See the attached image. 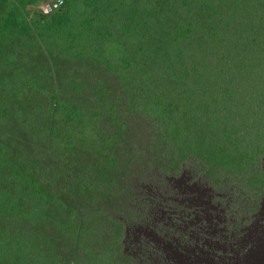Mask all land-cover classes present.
<instances>
[{
	"label": "rangeland",
	"instance_id": "rangeland-1",
	"mask_svg": "<svg viewBox=\"0 0 264 264\" xmlns=\"http://www.w3.org/2000/svg\"><path fill=\"white\" fill-rule=\"evenodd\" d=\"M254 6L258 8V25L262 22L264 27V0H255ZM89 9L87 0H78L74 6H67L56 16L57 26L61 22L67 23L69 27L66 26V30H69L70 24L75 22L81 29L89 25L101 29V25L96 24L93 18H89V22L84 24L87 16L94 15H82L83 11ZM37 13L35 9L32 15ZM9 22L12 23L9 20L6 25ZM16 31L18 29L14 27L4 30L3 38L6 39L10 32L14 34ZM51 32L46 33L34 26L33 30L28 31V38L20 39L33 47L20 46L18 50V53L24 49L30 54L28 57L26 55L25 69L28 71L25 76H18L11 87L14 95L12 101L19 107L17 117L10 123L5 117L0 118V122L5 125L3 134L9 130L14 139L27 140L31 144L36 139L34 145L43 144L44 138L41 131L38 134V124L44 120L40 118L36 122L37 106L42 97L36 94L53 87L52 78L55 77L60 81H56L50 94L61 100V85L72 81L74 91L70 89V92L75 93H64L67 97L64 107L67 110L70 108L76 115L82 112L83 123L80 122L75 130L76 142L71 136V127H67L66 155L63 157L52 152L50 161L55 163L52 169L51 162L39 164L49 174V187L58 182L56 179L63 164L73 166L76 175L67 182L63 181L64 184L69 182L67 188L62 187L60 191L63 198L50 199L46 204L49 210V217L45 218V223L48 221L46 228L33 226L37 246L48 253V260L45 254L42 255L44 261L41 264H119L117 259L129 257V254L122 253L124 246L119 245V249L118 244L112 240L114 230L120 227L125 233L122 239L125 246L139 253L131 264H172V260L183 264L184 255L190 256L193 264H216V248H225L234 256L233 252L244 251L249 254L250 247L254 249L249 255V261L244 264H264V101L251 107L249 111L245 110L248 102L245 97L254 96L257 90L264 93V54L257 61V72L261 79L255 80L252 75L239 74V81L231 88L217 85L220 89H225L227 96H236L231 100L226 98V103L229 101L232 105L230 110H224V107L211 108L204 114L206 120L209 116L212 119L218 118L216 127L198 124L199 129H208L210 140L202 141H206L203 145L209 141L208 151L212 148L207 153H215L224 158L210 157L206 153L197 157L193 151V157L183 164L188 157L185 153L184 160L177 159L181 172L175 175V172L169 171L167 156L159 153L164 150L163 141L153 135L155 127L151 126L150 118L140 112L127 114L128 137L125 141H119L112 156H108L110 151L103 153L101 148L97 157L95 156L93 149L96 146H105L111 140L115 141L117 135L118 138L123 136L126 131L121 124H116L117 106L112 96V100L108 102V107L112 110L108 111L112 129L107 133L99 122V127H95L98 132H91L88 127L92 113L90 110H94L93 103L96 100L92 92L77 93L73 80H87L89 68L85 65V60L88 49L91 51V59H94L107 52V44L110 43L107 39L102 43L99 37L81 35L79 45L82 50L68 51V44L76 40V37L68 35L69 38H65L64 43L59 41L52 44L48 40ZM256 45L261 48L264 37H260ZM33 49L35 50L31 52ZM94 64L97 63L94 61ZM215 65L216 62L212 60L207 63L210 69ZM209 74L210 72L202 73L200 82L212 88L217 97L213 81L205 80ZM230 74L231 72H225L223 80L227 81ZM94 75L92 72V83ZM27 83H34V86L26 87ZM203 85L199 87L202 93ZM117 86L116 80L115 87ZM124 99L125 97L121 100L122 105L125 103ZM193 99L194 96L184 102L185 107L177 108L170 115L179 121L184 114L202 110L205 100H197L193 105ZM209 101L211 102L210 99ZM72 105H78L79 108ZM25 110L27 111L24 112ZM160 120L169 122L170 118L165 116ZM153 122L161 130L160 122L155 118ZM105 127L108 128L107 125ZM193 132L196 137L195 129ZM77 136L82 141L79 142ZM21 140H15L12 144L23 143ZM55 142L50 137L48 144L52 150ZM44 146L47 147V144ZM149 146L160 148L156 151L151 148L150 152ZM75 149L76 156L73 154ZM129 149L139 154L128 156L125 152ZM38 151V157L47 159L44 152ZM40 160L42 159H33V164ZM117 166L120 169L116 175ZM13 177L18 178L16 175ZM0 179V186H12L10 176L0 173ZM19 188L20 186L14 187L11 192L15 195ZM51 194L58 195L59 190L51 189ZM0 225L8 230V235L9 232L16 235L26 228L20 220L14 219H10L8 225L6 219H0ZM143 228H147V231H142Z\"/></svg>",
	"mask_w": 264,
	"mask_h": 264
},
{
	"label": "trees",
	"instance_id": "trees-1",
	"mask_svg": "<svg viewBox=\"0 0 264 264\" xmlns=\"http://www.w3.org/2000/svg\"><path fill=\"white\" fill-rule=\"evenodd\" d=\"M16 1L24 4L27 0ZM251 1L87 0V7L90 9L83 11L82 15L87 16L89 13L94 15L87 16L84 24L89 22V18H93L96 24L101 25V29L92 25L81 29L75 22L70 24L69 30H66V26L69 27V25L63 22L59 27L48 26L47 29L52 31L53 42H56L57 38H69L68 35L76 37V41H79L81 35L100 36L99 38L107 39L106 41L111 45L109 54L112 57H118L133 74V78L124 87H120V93L113 96L117 106L116 124H121L128 134L127 114H135L133 111L136 107L135 104L141 101L144 104L146 101L143 114L150 118L151 126L155 127L153 135L159 141H163L164 150L159 153L167 156L169 171L175 172L177 175L180 165L177 159H183L185 153L188 154L187 158L193 157V151L194 156L200 157L203 153L208 154L212 149L208 151L209 141L205 145L203 144L206 141L202 142L203 139H209L208 129H203V131L198 128V124L204 123L206 127L215 128L218 118L212 119L209 116L206 120L204 117L206 111L221 107H224V110H230L232 106L229 101L226 103V98L231 100L236 95L227 96L224 92L225 89L222 90L217 85L222 84L224 88L229 89L239 81V74L245 76L253 74L258 65L259 56L264 54L263 46L259 48L256 45L259 38L264 37V27L262 22L258 25V8L254 6L255 0L250 5ZM7 2L8 0H0V6L5 7ZM114 9L120 13L112 22V32L109 33L107 19L111 14H115ZM9 20L12 23L9 22L2 28L3 30L18 28L20 24L23 25L25 32L30 30L21 9L13 13L9 12L6 24ZM10 34L12 33L10 32ZM68 46L70 49L73 48V45L68 44ZM78 49L82 50L80 45ZM87 52L91 51L88 49ZM210 60L216 62L212 69L207 67ZM205 72H210L205 80L213 81L217 97H215L212 88L200 82V77ZM225 72H231L227 81L223 80ZM256 74L258 75L257 71ZM141 75L148 80H141L138 83L143 84L136 86ZM255 77V80L261 79L259 76ZM165 81H168L166 85H164ZM202 85L203 93L199 89ZM193 96L192 104L194 105L197 100H205L204 108L196 112H189L187 115L184 114L181 116L182 121H176L170 114L179 107H185L184 102ZM123 97H125L124 105L121 104ZM245 99L248 100L245 110L249 111L251 107L263 103L264 93L257 90L254 96L248 95ZM59 100L58 96L53 95L47 103L50 105L49 109L55 113L52 114L51 128L40 126L38 129L43 132V135L50 132L51 139L56 141L52 147L57 155H61L66 149L65 129L70 126L71 136L74 137L78 124L83 123L82 112L80 115H76L70 108L67 110L64 107V103H67L65 97H61ZM1 105L0 98V108ZM72 106L79 108L78 105ZM131 106L133 110H131ZM68 107L70 106L68 105ZM90 111H92L89 119L90 124L99 121L102 124L113 125L108 116V111L112 112L108 104L106 109ZM213 113H216V110H213ZM3 114L0 110V116ZM44 114L45 118H48L47 113ZM165 115L169 116V122L160 120ZM251 115L254 116L253 113ZM154 118L160 122L161 130L153 122ZM0 128L5 129L2 122H0ZM106 129L107 127L104 128V131ZM139 129L138 127L137 130ZM193 129H195L196 137ZM78 137L82 141L80 136ZM127 137L128 135H123L118 138L117 135L115 141L111 140L102 147L96 146L93 149L95 156L97 157L99 148L103 153L110 151L108 156H112V152L118 148L119 141H124ZM1 138L2 135H0V140ZM1 142L0 171L11 172L19 179L11 175L12 186L9 188L0 186V219H6L7 225L10 219L20 220L26 228L16 235L11 232L8 235V230L0 225V264H41L44 261L42 255L45 254L48 260V253H44V248L37 246L33 226L38 225L42 229L46 228L48 221L45 223V218L49 217L46 204L52 199V196L48 193L50 192L49 177L42 169L37 168L36 164L40 161L33 164L32 153L45 143L43 141V144L40 143L35 149L34 146L24 141L16 143V145L20 144V146H15L16 148ZM148 148L151 152V148L156 151L160 147L149 146ZM218 150L222 152L220 148ZM43 152L48 153L46 150ZM125 153L128 156L139 154L131 149ZM177 155L178 158H176ZM208 155L218 159L224 158H220L215 153ZM91 156L92 154L89 158ZM117 157L116 155V163L118 162ZM61 170L76 175L73 166L68 167L63 164ZM0 180L2 181V179ZM52 185L55 186L57 183ZM19 186V192L14 195L11 192L12 189ZM55 198L63 197L57 195ZM72 227L74 226L72 225ZM250 248L249 254L244 251L233 252L234 256L225 248H216L215 263L244 264L249 261V255L254 249ZM219 261L222 262L219 263ZM191 262L192 258L184 255L183 264H193ZM172 264L178 263L172 260Z\"/></svg>",
	"mask_w": 264,
	"mask_h": 264
},
{
	"label": "clouds",
	"instance_id": "clouds-1",
	"mask_svg": "<svg viewBox=\"0 0 264 264\" xmlns=\"http://www.w3.org/2000/svg\"><path fill=\"white\" fill-rule=\"evenodd\" d=\"M103 1V0H102ZM78 2V0H72L71 2L68 0H27L24 4H20L19 2L17 3L16 0H8L7 4L5 7L0 6V98L2 100V105L0 110L2 111V113H4L1 117H5L8 122L10 123L12 120H14L17 117V103L12 101V98H14V95L11 92V87L14 85L16 78L18 76H25V73L28 71L27 69H25V64L27 63V59H26V55L28 57V55L30 54L27 50H19L20 46H25V47H33L32 44H24L20 39L22 37L28 38V31L25 32L24 27L22 24H20L18 26V31H16L14 34H9L7 36L6 39H4V30L2 29L5 25H6V17L9 16V12L13 13L16 10L21 9L23 11V14L25 16V19L27 20L28 26L30 27V30H33V27L36 26L40 29H42L44 32L48 33L49 30L47 29L48 26H57V22H56V16L61 14L63 12V10L67 7V6H74L76 3ZM105 2V1H104ZM106 3V2H105ZM37 10V14L32 15V12L34 10ZM115 12V14H111L108 18L110 20H108V25H109V33L112 32V22L115 21L117 14L120 13L117 10H113ZM100 37V36H98ZM48 40L49 43L52 44H57L59 41H61L62 43L65 42V39H60L57 38L56 42H53L51 39V34L48 36ZM101 42L104 43L105 39L100 38ZM71 44L73 45V48L70 49L68 48V51H74L76 52L79 48V41H70ZM108 46V51L104 52L100 55H98L96 58L91 59V52H87V59L85 60V65L89 68V73H88V77L87 80L85 82H82L80 79L76 78L73 80V82L75 83V85L77 86V93H83L84 91H87L88 93L92 92L93 93V97L96 100L95 103H93L95 105L94 110H99V108L102 109H106V105L108 104V102H110L112 100V96L117 95L118 93H120V87H124L130 80L131 78H133V74H131V71L129 70V68L122 63L118 57H112L109 54V50L111 48V45L107 44ZM264 47V45H262ZM35 49H33L31 52H33ZM95 63L97 64H94ZM257 67L258 65L255 67V70L253 72V74H251L254 78V76H258L256 74L257 71ZM92 72H94V78H93V83H92V78L90 79V77L92 76ZM12 76H15L14 78H12ZM142 77V75H141ZM137 81V85H141L143 83H138L139 81H145L148 80V78H143ZM152 78V77H151ZM256 79V77L254 78ZM116 80L118 81V86L115 87V83ZM56 81H60L57 78L53 77L52 78V82H53V87L54 84L56 83ZM168 83V81H165L166 85ZM95 84V87H93V85ZM26 87H33L34 83H27L25 85ZM53 87L46 89L44 91H40L38 92L36 95L41 96V100L40 102H38V106H37V118H36V122L37 120H39L40 118H42L44 120L43 123H41V121L38 124V129L40 126H48L51 128L52 125V119H53V115L55 114L53 111H51L50 105H48V101L50 100V97L53 96V94H50V91L53 89ZM81 87V88H78ZM109 88H111L109 90ZM70 89L73 90L72 88V81H66V85H61V96L65 97L67 99V97L64 95V93L67 91L68 94H74L75 92L71 93ZM74 91V90H73ZM122 92V90H121ZM171 97H173L172 95H169ZM125 100V99H124ZM15 105L16 107L12 106ZM91 104V103H90ZM146 101L143 102H138L135 104V110H133L132 106H131V110H133L135 112V114H138V112L143 114V109L145 107ZM27 110H25L24 112H26ZM47 113L48 118H45V114ZM42 114H44L42 116ZM53 114V115H52ZM144 115V114H143ZM167 116V115H165ZM164 116V117H165ZM141 117V116H139ZM138 117V119H139ZM46 122V123H45ZM129 124V121H128ZM105 125L108 126V128L106 129V132L109 133L110 130L112 129L113 125L111 124H103L102 128L104 130ZM37 127V125H35ZM79 127V126H78ZM77 127V128H78ZM88 127H90V131L91 132H98L97 128L99 127V121H97L96 123H92L89 124ZM95 127L96 130H95ZM76 128V129H77ZM3 130L0 128V135H2V138L0 140L1 143L4 142V144H8L10 147L12 148H16L15 146H20V144H12L13 141L18 140V139H14V137L12 135H10L9 130L6 131L3 134ZM42 132V131H41ZM38 134H40V131L38 130ZM127 133H125L124 135H126ZM42 136L44 138V143L47 144V147L44 145H41L39 147L38 150H41L42 152L44 150H46L48 153L44 155L47 157V159L42 158V157H38L39 152H37L38 150L36 149L38 145H34L36 143V139L34 142V144H31L32 146H34V148L36 149L35 152L32 153L33 159H42L40 160L41 163H47V162H51L50 161V156L52 155V152H55L54 150H52V148L49 146L48 141L50 139V132L47 134L43 135L42 132ZM75 137V136H74ZM73 137V141L76 142L77 138ZM78 137V136H77ZM23 138V137H21ZM21 140V139H20ZM79 140V138H78ZM24 142H27V140H23ZM125 141V140H124ZM80 142V140H79ZM67 153L66 149L64 150V153L61 154V156H65ZM84 153V152H83ZM74 156H76V149L75 152L73 153ZM83 155V154H82ZM81 156V155H80ZM79 156V157H80ZM189 161V158H186L183 162V164L185 162ZM38 169H42L46 176L49 177V174L47 173V170L40 167V164H36ZM55 165V163L51 162V169L53 168V166ZM183 166V165H181ZM118 167V166H117ZM120 169V167H118V169L116 170V175H117V171ZM179 172H181V168L179 166L178 170ZM2 173H4L5 175H8L11 177V175L14 176L13 173L8 172V171H0ZM61 174V177H60ZM59 174V177L56 179L58 180L57 185H51L50 187V192H48L49 194H51V189H58L59 190V194L60 196L61 193V189L63 188H67V184H64L63 181H68L70 180V178L75 177L74 174H70L67 173V171H63L61 170ZM54 192V190H53ZM186 195V193H184ZM191 194V192L189 193ZM52 196V194H51ZM57 195H53L52 199L55 198ZM74 226V229H76V226ZM145 229V230H144ZM142 231H147V228H143ZM115 236L113 237V242L121 245V247L124 248V251L122 252L124 255L129 254L128 258H124V259H117L119 264H131L132 259L134 257H138L139 253L131 251L130 248L126 247L124 244V240H122L125 237V233L124 230L120 227L114 230ZM129 231H127V235H128ZM120 234V235H119ZM122 240V243H121ZM123 244V245H122ZM120 249V247H119ZM130 250V252H128ZM120 253V251H119ZM121 253V254H122Z\"/></svg>",
	"mask_w": 264,
	"mask_h": 264
}]
</instances>
